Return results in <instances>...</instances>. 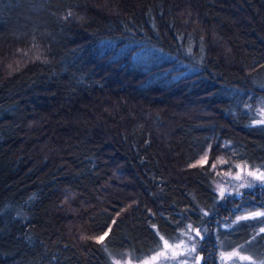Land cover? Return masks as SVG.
Returning a JSON list of instances; mask_svg holds the SVG:
<instances>
[{
	"label": "trees",
	"instance_id": "1",
	"mask_svg": "<svg viewBox=\"0 0 264 264\" xmlns=\"http://www.w3.org/2000/svg\"><path fill=\"white\" fill-rule=\"evenodd\" d=\"M6 46L42 53L15 66ZM258 100L264 0H0V264L174 238L215 206L218 158L264 163Z\"/></svg>",
	"mask_w": 264,
	"mask_h": 264
},
{
	"label": "rangeland",
	"instance_id": "2",
	"mask_svg": "<svg viewBox=\"0 0 264 264\" xmlns=\"http://www.w3.org/2000/svg\"><path fill=\"white\" fill-rule=\"evenodd\" d=\"M39 51L30 46H15L12 48L6 46L3 52L7 56L4 60L8 61L10 65L20 66L36 58L38 59L37 54ZM40 53L42 52L40 51ZM256 111L258 115L255 116L254 121H264V108L260 100L257 102ZM204 156L205 154L197 159V164H201L199 161ZM223 161L225 159L218 158L213 164L216 171V177L212 181V189L215 193V206L213 208L210 210L201 209V216L197 221H193L194 219L189 216L185 218L186 223L174 238L160 239L156 248L148 253L134 255L127 249H122L116 253L112 249L109 250L103 246L107 264H204L202 257L201 262L198 260V252L203 251L205 241L211 239L203 242V235H210V238H212L210 242L216 243V247L212 248L215 251L211 261L213 264H264V234L262 235L264 232L261 231V229H264V216L253 217L251 215L255 212H264V206H239L243 192L250 190L252 196L256 198L264 190V180L248 174L254 172L259 176L260 173H264V163L259 166H251L245 162H237L232 170L226 168L220 170L219 165ZM225 202L231 206V210L235 211L234 215L228 220L224 219L219 220L218 223H213L215 219L212 217L217 214V211L225 207ZM133 203H135V200L130 198L126 208H130ZM222 205L223 207H221ZM222 216L227 217L228 214L222 213ZM245 216L249 218L240 219V217ZM240 223H244L246 227L250 228L246 229L243 235L242 232L238 235L242 238L240 241H235L233 239L234 234H228L227 231L235 233ZM252 226L253 229H251ZM197 230L200 233L199 235H197ZM259 240L262 242L260 248L255 247V243H258ZM164 241H167L168 248L163 247ZM177 245L179 246L177 247ZM193 248H195V251H192ZM160 252H163L164 255H158ZM233 253L237 255H233ZM153 257H156V259H153ZM241 257H250L251 259H241Z\"/></svg>",
	"mask_w": 264,
	"mask_h": 264
},
{
	"label": "flooded vegetation",
	"instance_id": "3",
	"mask_svg": "<svg viewBox=\"0 0 264 264\" xmlns=\"http://www.w3.org/2000/svg\"><path fill=\"white\" fill-rule=\"evenodd\" d=\"M243 199V197H242ZM240 201L239 206L242 205L244 203V199ZM225 207H223V205L221 207H223L222 209H220L221 211V219L222 220H228L230 218H232V212L233 210H231V206L229 204H224ZM222 213H227L228 216H222ZM216 215V216H215ZM215 217H217V214H214ZM215 219V218H214ZM219 220L215 219L214 222L218 223ZM228 234H231L229 231H227ZM204 236V235H203ZM213 247H216V243L214 242H210V241H205L204 245H203V251L198 252L199 253V257L198 260L201 262V257L204 259L203 262L204 264H213L211 261L213 260V255L215 254V251L212 250ZM261 246H259L258 248H260Z\"/></svg>",
	"mask_w": 264,
	"mask_h": 264
},
{
	"label": "snow or ice",
	"instance_id": "4",
	"mask_svg": "<svg viewBox=\"0 0 264 264\" xmlns=\"http://www.w3.org/2000/svg\"><path fill=\"white\" fill-rule=\"evenodd\" d=\"M262 122H264V121H262ZM206 162H207V153H205V156L201 158V160L199 161V163L203 164V163H206ZM213 167H215V165H213ZM238 167H239V165H238ZM248 174L251 175V176H254V177L258 178V179L264 180V173H260L259 176H257V174L254 173V172H249ZM237 178L239 179V177H237ZM251 215L253 217L264 216V212H255V213H252ZM248 218L249 217H247V216L240 217V219H248ZM261 231L264 232V229H261ZM199 234L200 233L197 230V235H199ZM104 235L106 236L107 233H105ZM97 239H98V241L102 242L104 240V236H100ZM161 240H163V237H161ZM178 246L179 245H177V247ZM163 247L164 248H168L169 247L167 241H164L163 242ZM192 251H195V248H193ZM158 255L163 256L164 253L163 252H160V253H158ZM233 255H237V254L236 253H233ZM153 259H156V257H153ZM241 259H251V258L250 257H241Z\"/></svg>",
	"mask_w": 264,
	"mask_h": 264
}]
</instances>
